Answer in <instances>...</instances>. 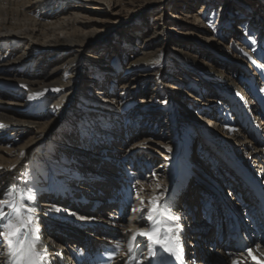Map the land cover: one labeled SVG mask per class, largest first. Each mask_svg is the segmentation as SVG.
<instances>
[{
	"label": "bare ground",
	"instance_id": "bare-ground-1",
	"mask_svg": "<svg viewBox=\"0 0 264 264\" xmlns=\"http://www.w3.org/2000/svg\"><path fill=\"white\" fill-rule=\"evenodd\" d=\"M155 4L162 16L149 26L147 38H132L123 31V58L116 51L109 60L98 56L100 49L115 47L116 37L132 25L139 10ZM251 4L252 0H197L195 7L190 4L176 9L166 0H0V124L4 125L0 127V199L14 185L31 188L37 199L42 198V189L64 182L65 192L58 193V200H52L55 195H46L43 198L48 200L34 205L35 224L40 229L37 250H47L46 264H81L77 260L88 252L90 258L98 254L113 256L109 264H149L143 237L137 238L141 244L132 253L127 244L133 232L147 227V221L132 211L140 207L138 194L145 201L146 212L147 201L159 193H163L171 213L179 217L183 249H188L184 245L185 231L200 225L193 227L199 231L206 221L198 210L194 211L198 204L204 207L203 214L208 211L217 217L219 227L222 223V229L212 228L201 235L213 243L216 253L208 254L204 246L201 252L195 245L196 257L205 260L199 264H232L233 260L264 264V209H259L260 200L264 204V23L259 25L255 19L264 0H258L254 15L246 19ZM231 5L236 6L234 13L229 12ZM172 11L175 13L165 29L167 14ZM226 25L231 28L224 29ZM190 40L203 44V49H189ZM127 51L135 55L130 61L124 56ZM53 65L57 66L46 70ZM164 68L180 69L190 79L195 76L197 82L206 79L212 85L206 91L210 97L204 98L197 84L179 90L172 75L162 72ZM41 69L44 73L37 75ZM147 78H152L149 100L147 93L135 92L139 81ZM165 78L171 82L165 84ZM5 86L20 90L14 93ZM154 97H158L155 104ZM46 102L49 109H44ZM155 106H161L167 123L157 125L156 131L148 127L140 130V124L146 125V118L140 121L141 116H152ZM70 116L93 120L89 129L80 125L79 138H68V145L58 133L64 131ZM72 126L71 132L77 122ZM194 133L199 136V146L193 158L204 160L215 172L219 186L215 192L205 190L207 178L202 182L191 177L186 180L188 189L180 191V197H173L172 183L178 176L172 168L174 154L183 148L189 155L186 145ZM42 151L60 161L48 166L50 180L44 183L37 182L33 174ZM74 152L76 156L71 155ZM210 154L215 160L207 162ZM193 158L184 156V170L190 164L197 166ZM155 160L161 161V166L150 170ZM73 162L85 167L91 164L100 176L80 175ZM65 163L72 165L65 169ZM166 168L172 176L162 173ZM75 172L79 175L71 179L69 173ZM150 181L155 182V189L146 192ZM119 186L123 188L120 203L100 212ZM78 190H86V194ZM246 191L251 193L245 195ZM75 192L77 199L85 196L89 203L71 201ZM255 199L256 209L244 213L243 223L235 222L240 231L230 229L228 224L230 219L237 220L234 217L239 214L240 203L253 204ZM254 219L261 221L262 227L253 224ZM219 237L224 239L220 243ZM245 242L248 247L243 249L241 244ZM248 249L253 250L251 256ZM6 260L0 242V264ZM154 260L155 264H175L167 253Z\"/></svg>",
	"mask_w": 264,
	"mask_h": 264
},
{
	"label": "snow or ice",
	"instance_id": "snow-or-ice-1",
	"mask_svg": "<svg viewBox=\"0 0 264 264\" xmlns=\"http://www.w3.org/2000/svg\"><path fill=\"white\" fill-rule=\"evenodd\" d=\"M249 39L253 44L256 43V40L251 36ZM33 95L39 96L43 93ZM0 127H4V125L0 124ZM19 155L23 157L25 153L21 151ZM159 187L160 185L157 184L156 188ZM162 196L163 193H159L149 199L145 212V201L138 194L140 207H134L132 211L139 214L140 219L147 221V227L138 229L131 234L127 244L128 252L132 253L134 249L140 247L141 242L137 238L143 237L147 241L149 264H155L154 258L164 253H167L170 258H174L175 264H183L184 250L178 235L180 231L179 217L171 213ZM35 199L34 190L15 185L4 194L3 199H0V242L3 243L6 250L5 264H46L47 250H37V244L40 243V229L36 226L33 215L36 211ZM119 246V241H117L116 247L119 248ZM259 247L257 245V248ZM252 252V249H248L250 256ZM112 258L113 256H109V259ZM253 259H255L254 256ZM135 264H142V261H137ZM232 264H240V262L233 260Z\"/></svg>",
	"mask_w": 264,
	"mask_h": 264
},
{
	"label": "rangeland",
	"instance_id": "rangeland-1",
	"mask_svg": "<svg viewBox=\"0 0 264 264\" xmlns=\"http://www.w3.org/2000/svg\"><path fill=\"white\" fill-rule=\"evenodd\" d=\"M167 1V3L168 4H171V5H173V6H175V8L176 9H181V8H183V7H185L186 5H190V4H193L194 5V7H195V5H196V2H197V0H166ZM243 1V0H242ZM253 4V5H252ZM252 7H250V11H247V16H246V19H249V17H251V16H253L254 15V12H255V10H256V8L258 7V0H252ZM170 5V6H171ZM153 7H149V8H142L141 10H139V13H137L136 14V16L134 17L135 18V20H134V22L132 23V25H130V27H128L127 29H124V30H122L121 32H120V35H118L117 37H116V41H115V47H110V49L112 50V51H110V49H109V51H108V48L106 49L105 47L104 48H102V49H100V53L98 54V56L100 57V58H104V57H106L108 60L111 58V56H113L112 54H113V52H117V53H115L116 55H118L119 57H120V59H122L123 58V55H122V48H124L123 46H121L120 44H121V34H122V32L123 31H126L127 30V32H128V34L130 35V36H132V38L134 37H136L137 39H145V38H147L149 35H150V31L148 30L149 29V26L150 25H152V24H154L155 22L154 21H156L155 20V18H158V17H160V16H162V13H161V11L160 10H157V4H155V5H152ZM262 6V5H261ZM264 7L262 6V7H260V10L257 12V17L255 18L256 19V21H257V23H258V21H259V25H261V24H263L264 23V9H263ZM194 9V8H193ZM236 10V6H234V5H231L230 7H229V12L230 13H234L233 11H235ZM240 11V10H239ZM228 12V13H229ZM172 13H175V11H172L171 13H168L167 14V19H168V22L167 23H164V28L165 29H167L168 27H169V19H171V14ZM239 13V12H238ZM99 15H101V14H99ZM101 16H103V15H101ZM84 17H86V15H84ZM103 17H105V16H103ZM90 18H98V17H96V16H91ZM255 26H257L256 24H254V27ZM226 28V30L229 28H231V27H229V25H226V27L224 26V29ZM234 31V30H233ZM168 35H170L168 32H166ZM173 37H175V36H173ZM122 42H124V41H122ZM188 45H190V48L189 49H191V47L192 48H198V49H203V44H201V43H198V42H196V41H193V40H190V42L188 43ZM170 46V45H169ZM169 48V47H168ZM116 49V50H115ZM127 49V48H126ZM186 49V51L185 52H187V50H188V48H185ZM124 56H126L125 57V59H126V61L128 60V61H130L131 60V58H133L135 55L134 54H132L131 53V51H127V53H126V55H124ZM215 57L217 58V55H213V59H215ZM57 65H53L52 67H50V68H46V70H50V69H53L54 67H56ZM166 67L168 66V64H166L165 65ZM43 69H41L40 71H38V72H36L37 73V75H42L43 73H44V70L42 71ZM157 72H160V69H158L157 68ZM162 72H164V74L165 75H167V74H171L172 76L170 77L171 79H173L176 83H178V85H179V90H181V88H183V87H185V85H188L189 87H190V85L191 84H194V85H198L199 87H200V89L198 90V91H202L203 92V97L204 98H206V97H210V93H207L206 91L207 90H209V89H211L212 87V85L210 86V84L206 81V79H204V78H200V81H195V80H193V79H195V76H193V77H191V79L190 78H188V76H186V75H184V73H182L181 72V70L180 69H178L177 70V72H176V70L174 71V70H170V69H167V68H164L163 69V71ZM233 79L236 81V82H240V85H241V88L242 89H244V90H246L247 88H246V85L243 83V82H241V80L239 79V81H237V79L234 77V75H233ZM147 81H145V80H141V81H139V83H138V87L135 89V92L137 93V92H145V93H147V100H149V98L151 97L150 95H151V89H152V78H147L146 79ZM150 80V81H149ZM179 80H181L180 82H179ZM164 81H165V84L167 83V82H171L170 80H167V78H165L164 79ZM202 85H204V86H202ZM193 87V86H192ZM203 87V88H202ZM4 88H6V89H8V90H11V89H9L8 87H4ZM202 88V89H201ZM114 89H117V87H116V85L114 86ZM20 89H14V90H11V91H14V93H18V91H19ZM204 90H205V94H204ZM174 92V91H173ZM174 94H177V95H179V96H181L180 94H179V92H176L175 91V93ZM156 99H158V97H154V100H153V104H155V100ZM160 100V99H159ZM152 104V105H153ZM194 105H198V104H194ZM156 107V109L154 110L153 108L151 109V113L153 114L152 116H148V117H146V116H141V119H140V121H144L145 120V118H146V125L144 126V125H142V124H140V130L141 129H145L146 127H148L149 129H152V130H158V126H165V124L167 123V121H166V116L165 115H162L163 114V111H162V108H161V106L160 107H158V106H155ZM252 107H255V106H252ZM44 109H49V103L48 102H46L45 104H44ZM138 114H135L134 116H133V118H135L136 116H137ZM132 118V121L134 120ZM70 120L68 121V123H66L65 124V127L66 128H64V131H61V132H59L58 133V135L60 134L62 137H64L66 140H65V142H66V144H70L71 143V141L68 139V138H72L73 140L74 139H78L79 137V133H80V131L78 130L79 128H80V125L82 126V125H87L88 127V129L89 128H91L92 126V120H93V118H90V117H87L85 120L84 119H82V117L79 119L78 117L76 118V117H73V116H70V118H69ZM36 120V119H35ZM82 120V121H81ZM71 121H73V123H70ZM75 122H77V128L75 127V131L73 130L72 132L69 130V127H73L72 126V124L74 125L75 124ZM71 124V125H70ZM158 125V126H157ZM157 126V127H156ZM74 129V128H73ZM69 130V132H67ZM71 132V133H70ZM78 132V133H77ZM69 133V134H68ZM188 135H190V134H188ZM139 136V135H138ZM198 138H199V136H198V134H196V133H194V134H192V135H190V140H189V142L187 143V145H186V150L190 153V154H193V157L195 156V154H196V152H192L193 150H192V148L189 150L188 148H189V146H193V144H194V146H196L197 144V146H196V148L199 146V140H198ZM17 140H19V139H17ZM12 143V142H11ZM10 143V144H11ZM18 143H20V142H18ZM195 148V149H196ZM35 153V152H34ZM61 153H63V152H61ZM65 154V153H64ZM80 154V153H79ZM84 154V153H83ZM189 154V155H190ZM36 155V154H35ZM71 155H75V152L72 154L71 153ZM82 155V154H81ZM76 156V155H75ZM194 159V158H193ZM212 160L213 159H211V157L210 158H207V162H212ZM56 162H58V163H60V161H59V159H57V158H55L54 156H51V154L50 155H47V153L45 152V151H42L41 152V154L39 155H37V159H36V161H35V163H34V166H33V168H34V172H33V174L36 176V180H37V182H39L42 178H43V176H44V174H45V172H46V170H47V168H48V166L50 165V166H52V165H54V163L55 164H57ZM160 162L161 161H159V160H155V163L153 164V165H151V168H150V170L152 169V170H154V171H156V170H158L159 169V167L161 166V164H160ZM74 163V162H73ZM77 163V162H76ZM76 163H74L73 165H75V168L76 169H78L79 171L78 172H87L88 174H90V175H98V176H100V173L99 172H97V170L98 169H94V168H92L91 166V164L90 165H87L86 167L83 165V164H80V163H78V164H76ZM143 163V162H142ZM64 165V168L65 169H68V167H71V165L72 164H67V163H65V164H63ZM89 166V167H88ZM216 170V169H215ZM163 172H165V173H168L169 171H168V168H166V171L164 170H162V173ZM82 174V173H81ZM162 175H164V174H162ZM167 176L168 177H170V176H172L170 173H168L167 174ZM162 177H164V176H161V179H162ZM172 179V178H171ZM16 182V181H15ZM151 182V181H150ZM169 184V183H168ZM173 184V183H172ZM195 185H189V188H191V187H194ZM201 187V186H200ZM155 189V182H151L150 183V188H149V190L148 191H146V192H151V191H153ZM7 191H4L2 194V197L4 198V194L6 193ZM174 192V191H173ZM197 192H199L198 190H197ZM175 193V192H174ZM196 195H198L197 193H196ZM42 201H45V200H41L40 201V203L42 202ZM36 205H38V202L37 201H35V206ZM38 207V206H37ZM201 208H203L204 209V207H201ZM198 210V207L196 206V208H195V211H197ZM202 211H204V210H202ZM198 213V212H197ZM203 214V213H202ZM190 220V219H189ZM188 220V221H189ZM185 222H187V221H185ZM184 222V223H185ZM216 223H217V221H215ZM219 225V223H217V227H214V226H211V229L212 228H214V229H218V226ZM185 226H187V224L185 225ZM223 228V226H220L219 227V229H222ZM224 240V239H223Z\"/></svg>",
	"mask_w": 264,
	"mask_h": 264
}]
</instances>
